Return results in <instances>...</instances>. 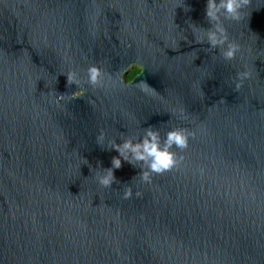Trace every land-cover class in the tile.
<instances>
[{
  "label": "water",
  "instance_id": "water-1",
  "mask_svg": "<svg viewBox=\"0 0 264 264\" xmlns=\"http://www.w3.org/2000/svg\"><path fill=\"white\" fill-rule=\"evenodd\" d=\"M206 4L0 0V264H264V0L225 21L242 46L231 62L195 43ZM93 64L112 86L87 85ZM149 126L196 133L184 166L149 185L122 161L102 188L97 172L119 155L108 142Z\"/></svg>",
  "mask_w": 264,
  "mask_h": 264
},
{
  "label": "clouds",
  "instance_id": "clouds-1",
  "mask_svg": "<svg viewBox=\"0 0 264 264\" xmlns=\"http://www.w3.org/2000/svg\"><path fill=\"white\" fill-rule=\"evenodd\" d=\"M250 6L251 0H207L205 13L206 21L210 27L204 28L195 24L191 25L195 43L199 45L207 44L210 50H219L220 56L225 62L235 60L237 55L242 52V46L235 40H230L225 21L239 23L245 20L244 10ZM178 7H181V5H175V8ZM183 8L185 12L190 11L185 5ZM243 67L244 70L238 71L233 80L236 92H239L244 86V82L252 77L248 66L245 64ZM65 76L68 86L75 85L80 89L69 97L70 100H77L84 91L79 74L72 70L68 71ZM86 78L87 85L93 89L103 90L113 84V76L95 64L87 68ZM137 87L145 92L149 90L156 91L145 81L137 83ZM64 100L65 95L61 94L53 102L60 106ZM143 132V136L135 140L128 138L119 144L115 140L108 142L107 150H115L119 155L112 157L110 168H103L102 172H97L95 179L102 188H111L117 182L114 171L122 167V161L133 167H136L137 164L141 165L140 181L149 185L155 175H163L173 170H179L184 166L186 156L183 153L189 148L190 140L195 138V132L184 127H176L167 131L165 136L162 137L160 131L153 126L144 128ZM105 140L106 133L101 129L100 134L96 137V144L102 148ZM199 172L203 175L204 169H199ZM135 196L138 199L143 198V193L137 191ZM122 198L124 200L133 198L131 186L124 189Z\"/></svg>",
  "mask_w": 264,
  "mask_h": 264
}]
</instances>
